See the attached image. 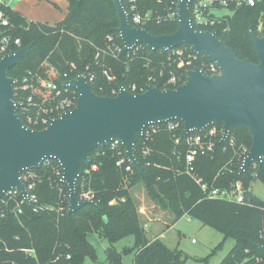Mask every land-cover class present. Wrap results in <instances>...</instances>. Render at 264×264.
<instances>
[{
	"label": "trees",
	"instance_id": "1",
	"mask_svg": "<svg viewBox=\"0 0 264 264\" xmlns=\"http://www.w3.org/2000/svg\"><path fill=\"white\" fill-rule=\"evenodd\" d=\"M68 2V14L54 25L30 20L11 6L0 5L10 21L9 26L0 27L4 36L10 35L13 40L9 49L19 48L14 43L16 38L21 39L20 48L32 44L29 56L9 70V75L17 80L16 92L25 79L49 77L50 68L56 71L59 81L65 73L72 79L79 72H93L92 89L110 96H114L112 90L118 89L120 83L129 90L136 85L139 92L149 82L165 87V75L184 72L185 68L178 67L179 60L169 59L168 51L150 50L141 43L137 52L127 50L119 57L111 55L109 36L123 46L116 30L120 20L112 0ZM141 7L167 14V6L158 0H142ZM260 24L264 27V0L254 6L236 7L223 23L211 29L239 58L258 63L249 30L253 26L258 32ZM177 26V20L169 19L149 23L145 28L152 34H164L174 32ZM166 125L157 124L159 129L151 138L139 137L136 155L142 171L131 166L123 145L95 148L91 163L82 164L78 191L84 178L95 191L97 205L86 204L71 215L67 213L68 188L55 171L58 162L48 159L40 168L32 169L36 175L32 179L36 202H23L18 214L19 194H5L0 200V264H83L87 255H95L87 237L89 232L109 240L107 258L117 264H121L123 253L116 251L114 243L128 235H134L137 241L134 264H187L179 248H170L160 238H146L138 203L131 194V189L140 183H144L154 201L171 210L174 222L187 214L216 228L225 238L235 239L219 264H264V251L258 247V243L264 244V199L251 190L252 181H264V165L251 164L248 173L241 171V149L252 145L249 130L242 126L233 129V145L230 140L222 142L221 136L216 137L214 151L198 155L188 172V146L184 138L175 142V135L180 136L181 130L171 132ZM120 160L124 161L118 164ZM238 181L243 185V202L210 197L211 190L231 188ZM114 199L116 202L110 204ZM35 205L42 208L36 212ZM26 248H35L37 257L27 256Z\"/></svg>",
	"mask_w": 264,
	"mask_h": 264
},
{
	"label": "water",
	"instance_id": "2",
	"mask_svg": "<svg viewBox=\"0 0 264 264\" xmlns=\"http://www.w3.org/2000/svg\"><path fill=\"white\" fill-rule=\"evenodd\" d=\"M119 16L117 32L126 49L143 43L150 50H167L187 44L192 52L205 54L219 67V73L207 74L199 67L187 72V79L175 88L147 83L144 92H131L119 84L114 95L95 92L85 74L67 80L78 93L76 106L51 120L42 129L24 124L20 103L16 101L17 80L9 70L27 57L32 44L10 50L0 58V200L6 192L18 190L30 203L29 190L22 178L25 170L40 168L47 159L57 160L63 169L62 181L68 188V215L95 201L79 199L78 180L82 164H90L91 152L120 139L132 167L143 170L136 146L147 126L169 120L183 123L182 136L191 131L204 132L212 125H222V142L233 129L246 127L252 145L244 157L242 172L253 163H264V31L253 26L249 34L259 62L239 58L217 31L197 29L191 21L192 0H180L178 26L172 33L152 34L135 27L123 0H112ZM0 31V37L2 36ZM264 251V244L258 243Z\"/></svg>",
	"mask_w": 264,
	"mask_h": 264
},
{
	"label": "built area",
	"instance_id": "3",
	"mask_svg": "<svg viewBox=\"0 0 264 264\" xmlns=\"http://www.w3.org/2000/svg\"><path fill=\"white\" fill-rule=\"evenodd\" d=\"M14 1L20 2L23 0H0V5L5 4L7 6H10V3ZM259 1L260 0H192L190 2L189 14L192 24L197 29L214 31L211 28L223 23L227 19V14L232 13L233 9L243 4L254 6ZM158 2L163 3L167 6L166 15H161L158 11L142 8V0H123L126 11L129 14L131 24L135 27L145 28L146 25L149 23H161L162 21L169 19L177 20L178 22V4L180 0H158ZM9 25V18L5 15L2 10H0V27H5ZM263 31L264 27L262 24H260V26L258 27V33L261 34ZM12 42L13 40L10 35L4 36V34L2 33V36L0 37V58L2 55L10 51L9 48L11 47ZM14 43L20 48L21 39L16 38L14 40ZM108 43V50L110 54L114 57H119L124 51L127 50H135V52H137L141 47L138 43L133 48L126 49L124 44L123 46L117 44L113 36L108 37ZM165 51L169 52L170 60H179L178 67H183L185 69L184 72H181L179 74L172 72L168 76L165 75V78H167L165 84L166 86L162 88H172L168 85L182 84L187 79V72L190 69H193L194 67L201 68L207 74H215L220 72L219 67L215 62L211 61L205 54L199 55L197 53L192 52L190 46L181 45L179 47L167 49ZM51 69L52 70L49 71V77H38L36 80L31 81L25 79L22 85L19 87V90L17 92L15 91V98L17 96L16 101L20 103V116L24 124L34 129H42L47 127L50 124L51 120L60 117L64 112L73 109L77 104V99L79 96L78 91L69 84L65 85V82L67 80H70V78H68V74L65 73L63 78H61V81H59L57 79L56 71L53 68ZM83 74L86 75L89 83L95 79V73L93 72H91L90 74ZM161 74L164 75V72H162ZM109 78L112 79L111 76ZM149 83L154 84L152 82ZM136 90L137 86L133 85L132 90L129 91L136 93L138 92ZM144 91L145 86L142 87L139 92ZM112 92L114 93V95H116L119 92V88L113 89ZM164 123L167 124V129L171 132H177L181 130L180 136L177 137L175 135V142L180 143L181 139L184 138V142L188 146L185 156L188 172L192 170L196 157L200 154H208L214 151L216 146V137L221 136L220 138H222L223 135L222 127L219 129L218 125H212L207 127L204 132L191 131L186 136H182L184 125L181 121L169 120ZM157 124L159 123H154L147 126L143 135H146L147 138H151L152 134L159 129L157 127ZM228 140H230V143L232 145L234 144V140L231 138V134ZM108 144H111L112 147H118L120 145H123L121 140L118 138ZM144 151L145 153L149 152L148 149ZM248 152L249 148L247 147L241 149V169L244 162V157L247 155ZM123 161L124 160H120L118 164H121ZM253 165L256 167L259 166L257 163H253ZM131 166H128L127 169L131 170ZM55 171L56 174L60 176V180L62 181L63 169L59 162L58 166L55 168ZM89 172L90 169L87 168L85 170V173L88 174ZM35 176L36 175L33 170H25L22 173V178L26 182L27 188L30 192L28 195L30 204L37 201V196L34 193L35 183L32 181ZM202 187L204 189L207 188V186L204 184L202 185ZM5 194H19L21 196V199L17 201L18 211H16L18 214L21 213L22 203H28L26 201V198L18 190H10ZM210 197L224 198L228 200H236L238 202H243L244 191L242 182H236L231 188L213 189L210 192ZM79 199L83 201H95V191L84 178L82 179L80 184ZM115 202L116 199L112 200L110 204H114ZM41 208L42 206L35 205L33 210L37 212ZM193 242H195V240H193ZM24 251L27 253V256H32L35 258L37 257V252L35 248H26L24 249ZM66 257L70 259L71 255L67 254Z\"/></svg>",
	"mask_w": 264,
	"mask_h": 264
},
{
	"label": "rangeland",
	"instance_id": "4",
	"mask_svg": "<svg viewBox=\"0 0 264 264\" xmlns=\"http://www.w3.org/2000/svg\"><path fill=\"white\" fill-rule=\"evenodd\" d=\"M42 1L47 2L42 11L46 12L48 15L46 19L50 21L63 13L68 5V0H39V2ZM10 6L21 12H26V9H28L24 1L21 3L14 1L10 3ZM31 7L33 9H31L29 15L34 16L36 11L40 12L39 3L33 1ZM50 70L52 69L50 68ZM251 190L264 199V181L260 179L252 181ZM132 194L138 200V209L141 218L143 216L142 221L144 222L146 238L150 240L164 233L166 243L170 246L174 247L175 243H178L187 264H219L235 244L233 237L225 238L216 228L203 225L201 221L191 218L187 214L174 222L175 219L171 210L154 201L149 196L144 183L134 186ZM151 213L155 216L160 215L161 219L147 222ZM166 219L168 222L165 221ZM87 237L95 249V255H87L83 264H117L107 258L106 250L111 245L108 239L100 237L95 232H89ZM114 247L116 251L123 253L121 264H134L137 249V241L134 235L120 238L114 243ZM125 249H128V251L124 252Z\"/></svg>",
	"mask_w": 264,
	"mask_h": 264
},
{
	"label": "crops",
	"instance_id": "5",
	"mask_svg": "<svg viewBox=\"0 0 264 264\" xmlns=\"http://www.w3.org/2000/svg\"><path fill=\"white\" fill-rule=\"evenodd\" d=\"M24 1V3H25V6H26V8H28V9H26V12H21V11H19V10H17V11H19V12H21L24 16H26L27 18H29L30 20L32 19L33 21H39V22H44V23H48V24H52V25H54V24H56V23H58V22H60V21H62L65 17H66V15L68 14V12H69V2H68V5H67V8H66V10L63 12V13H60L59 14V16L58 17H55V19H53V21H50V20H48V19H46L47 17H48V15L46 14V12H43L42 11V9L44 8V6H46L47 4V2H45V1H42V2H39V0H23ZM23 1H20V3L21 2H23ZM37 2V3H39V13L36 11L35 13H34V16H31V15H29V12H31V9H33V7H31V2ZM131 194H132V189H131ZM133 195V194H132ZM133 197L135 198V200L137 201V203H138V200L136 199V197L133 195ZM138 206H139V204H138ZM142 218H143V216H142ZM141 218V219H142ZM149 218V220L147 221V222H151V221H153V220H156V219H161V217H160V215H153L152 213L150 214V216L148 217ZM173 218V217H172ZM171 218V219H172ZM165 221H167L168 222V220L166 219ZM143 222V221H142ZM144 223V222H143ZM146 223V222H145ZM165 234L164 233H161L160 235H158V236H155L153 239H150V240H154V239H156V238H160L162 241H164L165 243H166V239H165ZM170 248H172V249H176V248H179V246H178V243H175L176 245L174 246V247H172V246H170L168 243H166Z\"/></svg>",
	"mask_w": 264,
	"mask_h": 264
}]
</instances>
